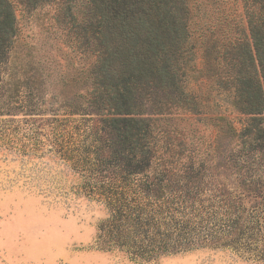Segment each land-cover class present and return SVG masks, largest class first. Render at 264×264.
Segmentation results:
<instances>
[{
    "label": "trees",
    "instance_id": "obj_1",
    "mask_svg": "<svg viewBox=\"0 0 264 264\" xmlns=\"http://www.w3.org/2000/svg\"><path fill=\"white\" fill-rule=\"evenodd\" d=\"M242 1L244 30L198 0H90L80 39L95 60L66 122L0 125L6 151L51 162L66 194L104 212L97 248L140 264L202 248L264 256V0ZM17 35L0 0V86ZM90 111L96 126L71 120Z\"/></svg>",
    "mask_w": 264,
    "mask_h": 264
},
{
    "label": "rangeland",
    "instance_id": "obj_2",
    "mask_svg": "<svg viewBox=\"0 0 264 264\" xmlns=\"http://www.w3.org/2000/svg\"><path fill=\"white\" fill-rule=\"evenodd\" d=\"M11 1L18 35L3 69L0 103L8 109L0 111V125L33 124L48 134L52 122L68 119L72 96L84 94V73L95 60L80 39L90 0H52L36 7ZM218 7L236 27L246 29L242 0L195 3V11L205 17ZM71 118L89 127L101 122L92 111ZM182 127L191 129L188 123ZM68 190L69 181L56 175L51 162L20 160L0 141V264H140L122 252L97 248V226L105 214ZM260 241L264 253V232ZM263 259L258 253L202 248L148 264H264Z\"/></svg>",
    "mask_w": 264,
    "mask_h": 264
}]
</instances>
